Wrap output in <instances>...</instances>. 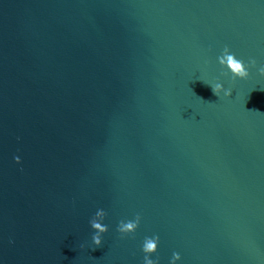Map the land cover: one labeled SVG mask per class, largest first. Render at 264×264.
Listing matches in <instances>:
<instances>
[{"label": "water", "instance_id": "obj_1", "mask_svg": "<svg viewBox=\"0 0 264 264\" xmlns=\"http://www.w3.org/2000/svg\"><path fill=\"white\" fill-rule=\"evenodd\" d=\"M260 65L264 0H0V264H264Z\"/></svg>", "mask_w": 264, "mask_h": 264}, {"label": "clouds", "instance_id": "obj_2", "mask_svg": "<svg viewBox=\"0 0 264 264\" xmlns=\"http://www.w3.org/2000/svg\"><path fill=\"white\" fill-rule=\"evenodd\" d=\"M218 61L221 66H226V68L230 71L233 80L236 78L247 79L250 75L249 69L257 67V61L255 58H250L249 62L246 64L243 60L238 59L234 53H231L228 46L224 47L222 54L218 57ZM257 70L261 75H264V65H260ZM224 74L227 75V73ZM207 85L210 86L213 94L217 97H220L221 92H223L224 96H230L232 93L231 88H225L220 82ZM15 159L19 162L20 157L17 156ZM106 215L107 214L103 209H99L95 213L94 217L89 221L91 227L95 230L92 236V241L96 246H100L102 244V234L108 231V226L102 223ZM140 220L141 216L139 213L136 214L134 220H121L118 224L117 231L123 235L134 233L139 226ZM158 242V235L145 238L142 247V250L145 253L144 264H158V259L153 260L150 258V254L157 251ZM81 247H83V245H81ZM180 258L179 253H173L171 264H175V262Z\"/></svg>", "mask_w": 264, "mask_h": 264}]
</instances>
